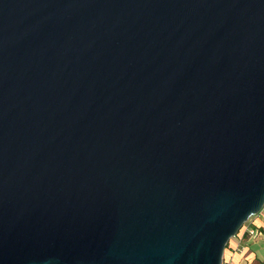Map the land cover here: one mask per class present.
<instances>
[{
  "label": "water",
  "instance_id": "water-1",
  "mask_svg": "<svg viewBox=\"0 0 264 264\" xmlns=\"http://www.w3.org/2000/svg\"><path fill=\"white\" fill-rule=\"evenodd\" d=\"M264 206V0H0V264H222Z\"/></svg>",
  "mask_w": 264,
  "mask_h": 264
},
{
  "label": "crops",
  "instance_id": "crops-1",
  "mask_svg": "<svg viewBox=\"0 0 264 264\" xmlns=\"http://www.w3.org/2000/svg\"><path fill=\"white\" fill-rule=\"evenodd\" d=\"M246 226L255 229L258 235L249 236L243 229L228 242L222 264H264V207Z\"/></svg>",
  "mask_w": 264,
  "mask_h": 264
},
{
  "label": "built area",
  "instance_id": "built-area-1",
  "mask_svg": "<svg viewBox=\"0 0 264 264\" xmlns=\"http://www.w3.org/2000/svg\"><path fill=\"white\" fill-rule=\"evenodd\" d=\"M264 207V206H263ZM246 233L249 235V236H256L258 235L257 231L255 229H252V228H248L247 226L244 227Z\"/></svg>",
  "mask_w": 264,
  "mask_h": 264
},
{
  "label": "rangeland",
  "instance_id": "rangeland-1",
  "mask_svg": "<svg viewBox=\"0 0 264 264\" xmlns=\"http://www.w3.org/2000/svg\"><path fill=\"white\" fill-rule=\"evenodd\" d=\"M249 221H250V219H249V220L243 225V227L240 229V231L237 233V235H236L235 237H233L232 239L229 240V242L232 241V240H234V238H237L238 235L241 234L242 230H243L244 227L248 224ZM223 255H224V254H223ZM223 260H224V259L222 258V262H223Z\"/></svg>",
  "mask_w": 264,
  "mask_h": 264
}]
</instances>
